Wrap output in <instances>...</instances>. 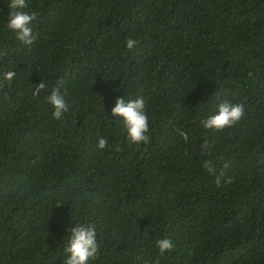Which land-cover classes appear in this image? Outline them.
<instances>
[{"label": "trees", "instance_id": "16d2710c", "mask_svg": "<svg viewBox=\"0 0 264 264\" xmlns=\"http://www.w3.org/2000/svg\"><path fill=\"white\" fill-rule=\"evenodd\" d=\"M9 3L0 264H63L77 222L97 229L89 264H264V0H26L30 46L6 28ZM59 80L72 105L63 121L45 99ZM122 96L144 98L147 144H128L111 115ZM224 99L243 104V118L204 129ZM220 173L233 182L218 187ZM161 238L173 244L164 254Z\"/></svg>", "mask_w": 264, "mask_h": 264}, {"label": "clouds", "instance_id": "9594fccd", "mask_svg": "<svg viewBox=\"0 0 264 264\" xmlns=\"http://www.w3.org/2000/svg\"><path fill=\"white\" fill-rule=\"evenodd\" d=\"M9 16L6 28L15 34V39L25 46L32 45L37 39L33 33L32 23L37 19L36 13L24 11L28 7L26 0H10L8 4ZM137 44L134 39L126 40V47L132 50ZM6 55V53L0 54ZM16 73L14 71L5 72L0 77V90L4 89L6 84H10ZM47 84L41 81L34 87L33 96H38L42 91L47 90ZM63 80L57 81V85L50 90L45 99L51 106L52 118L63 121L65 114L69 113L71 104L66 100V92H61ZM101 100V98H100ZM74 103V102H73ZM244 105L241 103H232L224 99L219 102L217 111L214 115L208 116L201 121L206 130L223 131L226 128L234 127L243 118ZM111 115L118 118L117 121L125 133V140L130 145L139 147L141 144L149 142V118L146 114V104L143 97L128 99L122 96L117 98L115 106L111 109ZM108 145L106 138H99L97 148L103 150ZM211 145L205 141L202 149L208 152ZM210 154V153H209ZM200 167L208 174H215L216 168L211 159L201 161ZM226 167V166H225ZM223 184H231L232 178L223 179V173L216 175L215 184L219 187ZM67 243L63 252L67 257L63 264H89L98 257L100 245L97 242V229L94 223L77 222L67 230ZM156 248L160 254L170 251L173 248L172 241L169 238H161L155 242Z\"/></svg>", "mask_w": 264, "mask_h": 264}]
</instances>
